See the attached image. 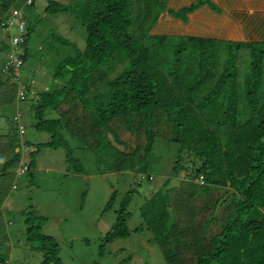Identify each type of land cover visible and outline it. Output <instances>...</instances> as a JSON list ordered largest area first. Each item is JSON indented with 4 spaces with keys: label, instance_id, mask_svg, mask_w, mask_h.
<instances>
[{
    "label": "trees",
    "instance_id": "trees-1",
    "mask_svg": "<svg viewBox=\"0 0 264 264\" xmlns=\"http://www.w3.org/2000/svg\"><path fill=\"white\" fill-rule=\"evenodd\" d=\"M146 1L48 3L46 14L73 12L82 20L87 40L84 49L73 44L63 54L56 40L70 43L55 33L51 39L47 22L43 27L50 50L59 54L51 72L58 83L27 100L37 129L51 135L50 141L35 144L30 152L28 172L35 179L37 155L45 147L72 148L65 135L68 131L77 144L81 140L83 149L123 162L122 170L147 173L161 129L181 146L175 173H191V180L182 178L141 206L145 225L168 262L264 264V42L178 35L173 36L181 38L173 51L169 35L151 33L168 9L166 0L154 1L156 10L148 20L134 16L136 3ZM203 2L169 10L187 20V14ZM17 3L0 0L1 15L11 16ZM34 19L20 18L27 30L22 43L25 62L36 30ZM52 110L58 117H48ZM183 153L189 157L190 170L182 162ZM74 170L83 172V167ZM116 196L115 191L107 210ZM130 200L129 194L122 201L106 241L130 236ZM25 222L29 241L43 254L40 264H62L56 240L41 234L46 217L35 215ZM0 226L5 230L4 223ZM0 264H7V254L0 257Z\"/></svg>",
    "mask_w": 264,
    "mask_h": 264
},
{
    "label": "rangeland",
    "instance_id": "rangeland-1",
    "mask_svg": "<svg viewBox=\"0 0 264 264\" xmlns=\"http://www.w3.org/2000/svg\"><path fill=\"white\" fill-rule=\"evenodd\" d=\"M50 1L31 0L29 4V0H18L13 7L28 19L35 18L33 22L36 24L32 43L27 47L29 59L22 68L21 99L32 101L36 97L31 99L29 91L53 90L58 83L51 72L55 70L59 54L50 50V38L45 39L48 32L43 27L47 23L52 28L51 39L55 33L70 43L55 39L63 54L71 51L73 44L79 49L86 46L87 30L83 21L73 12L46 14L45 8ZM53 1L71 4L86 0ZM154 1L137 2L134 16L149 19L156 10ZM147 7L150 8L147 10ZM214 11L220 12V9L215 7ZM9 15L0 13V34L2 20ZM37 17H40L38 21ZM161 26L173 33L177 29L167 22ZM188 31L190 34L191 26ZM173 36L178 35L170 36L169 40L175 51L173 44L179 43L181 38ZM53 42L51 44L56 45ZM7 43L8 39L0 40V80H4L0 88V220L5 225V230H0V243L5 245L0 257L7 254V264L41 263L43 254L36 249L35 242L29 241L25 222L27 217L40 215L46 217L41 234L56 240L62 264H171L154 241L153 233L147 229L141 206L161 189L178 185L182 178L191 180V173H186L188 170L175 173L180 144L171 141L160 129L154 140L148 172L141 173L122 170L120 160L83 149L79 137L80 143L77 144L75 137L65 130L72 147L70 150L62 146L45 147L37 155V167L33 170L35 179L28 171L21 173L20 169L28 164L35 144L50 141L51 135L37 129L36 119L29 110L30 100L18 103L16 82L2 72L8 53ZM41 48L46 52H40ZM241 53L248 52L242 50ZM40 55L44 56L40 58ZM30 75L32 78H28ZM48 117H58V114L52 110ZM20 125L24 127L22 134ZM13 146H16L15 151ZM17 150L20 152L14 157ZM69 156L73 158L72 162L68 161ZM182 156V162L189 168V157L186 153ZM79 166L83 167V172L74 170ZM115 191L117 196L113 207L107 210L106 205ZM129 194L127 226L130 236L106 241L117 221L120 205ZM137 228L140 231H135Z\"/></svg>",
    "mask_w": 264,
    "mask_h": 264
},
{
    "label": "crops",
    "instance_id": "crops-1",
    "mask_svg": "<svg viewBox=\"0 0 264 264\" xmlns=\"http://www.w3.org/2000/svg\"><path fill=\"white\" fill-rule=\"evenodd\" d=\"M198 1L204 2L187 14V20L177 18L170 13L169 8L179 10ZM166 3L168 9L160 14L161 17L157 19L151 30L152 34L187 35L236 42H264V0H167ZM215 7L219 8L220 12L214 11ZM164 22L177 28L175 32L162 27ZM189 26H191L190 34Z\"/></svg>",
    "mask_w": 264,
    "mask_h": 264
},
{
    "label": "built area",
    "instance_id": "built-area-1",
    "mask_svg": "<svg viewBox=\"0 0 264 264\" xmlns=\"http://www.w3.org/2000/svg\"><path fill=\"white\" fill-rule=\"evenodd\" d=\"M31 0H29V4ZM24 17V13L18 10H13L12 15L7 20H2L1 23V38L9 41L8 53L6 55L3 72L14 78L18 84V100H23L20 97L23 91H20V86L23 84L22 68L25 66V48L21 45L26 36L25 22H20V18ZM18 19V20H16ZM28 78H32L31 75ZM25 90H28L27 88ZM25 100V99H24ZM20 133H24V127L20 125ZM26 169V167L24 168ZM22 169V171H24Z\"/></svg>",
    "mask_w": 264,
    "mask_h": 264
},
{
    "label": "clouds",
    "instance_id": "clouds-1",
    "mask_svg": "<svg viewBox=\"0 0 264 264\" xmlns=\"http://www.w3.org/2000/svg\"><path fill=\"white\" fill-rule=\"evenodd\" d=\"M5 65V64H4ZM2 72H3V70H2ZM4 73V72H3ZM6 75H8V74H6ZM10 76V75H9ZM11 78L14 80V78L11 76ZM15 81V80H14ZM16 82V81H15ZM30 92V95H31V97H32V94H34L35 93V91H29ZM29 95V96H30ZM17 99H18V90H17ZM27 100V99H26ZM26 167V169H24ZM29 167H28V164L27 165H25V166H23L21 169H20V172L21 173H24L25 171H28L29 169H28ZM22 169H24V171H22Z\"/></svg>",
    "mask_w": 264,
    "mask_h": 264
}]
</instances>
